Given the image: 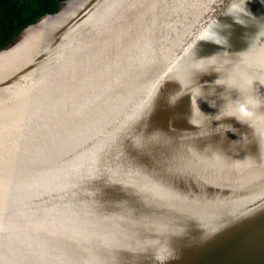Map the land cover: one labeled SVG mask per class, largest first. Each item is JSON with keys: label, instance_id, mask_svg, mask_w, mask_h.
Here are the masks:
<instances>
[{"label": "water", "instance_id": "water-1", "mask_svg": "<svg viewBox=\"0 0 264 264\" xmlns=\"http://www.w3.org/2000/svg\"><path fill=\"white\" fill-rule=\"evenodd\" d=\"M0 264H264V0H65L1 48Z\"/></svg>", "mask_w": 264, "mask_h": 264}, {"label": "trees", "instance_id": "trees-1", "mask_svg": "<svg viewBox=\"0 0 264 264\" xmlns=\"http://www.w3.org/2000/svg\"><path fill=\"white\" fill-rule=\"evenodd\" d=\"M62 1L65 0H0V49L42 16L56 13Z\"/></svg>", "mask_w": 264, "mask_h": 264}, {"label": "clouds", "instance_id": "clouds-1", "mask_svg": "<svg viewBox=\"0 0 264 264\" xmlns=\"http://www.w3.org/2000/svg\"><path fill=\"white\" fill-rule=\"evenodd\" d=\"M247 14L250 15L251 13L248 11ZM236 22L240 23L237 20H236ZM234 115L242 123H247V122L255 119V113L253 111H251L249 105H240L238 108V112Z\"/></svg>", "mask_w": 264, "mask_h": 264}]
</instances>
